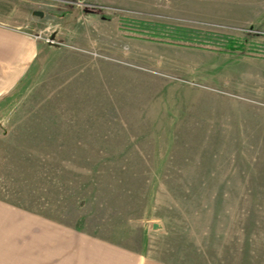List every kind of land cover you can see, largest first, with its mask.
I'll list each match as a JSON object with an SVG mask.
<instances>
[{
	"label": "rangeland",
	"instance_id": "1",
	"mask_svg": "<svg viewBox=\"0 0 264 264\" xmlns=\"http://www.w3.org/2000/svg\"><path fill=\"white\" fill-rule=\"evenodd\" d=\"M0 5L38 43L0 101V264H264V0Z\"/></svg>",
	"mask_w": 264,
	"mask_h": 264
},
{
	"label": "crops",
	"instance_id": "2",
	"mask_svg": "<svg viewBox=\"0 0 264 264\" xmlns=\"http://www.w3.org/2000/svg\"><path fill=\"white\" fill-rule=\"evenodd\" d=\"M27 25L21 27L0 10V101L20 85L38 58V43L26 33Z\"/></svg>",
	"mask_w": 264,
	"mask_h": 264
},
{
	"label": "trees",
	"instance_id": "3",
	"mask_svg": "<svg viewBox=\"0 0 264 264\" xmlns=\"http://www.w3.org/2000/svg\"><path fill=\"white\" fill-rule=\"evenodd\" d=\"M145 23H143L142 25H144ZM158 26V25H155ZM159 28L163 29V27L158 26ZM152 30H159L157 27L156 28H152ZM191 33L190 31H187L185 29H180V28H173L171 30V34L166 37H163L161 35H152V36H148L150 41H154V42H164V43H168V44H172V45H180L183 46L185 44H183L184 40H189L191 38ZM158 34V33H155ZM189 37V38H187ZM155 39V40H154ZM235 42H230L231 44H229L228 46L224 47L223 50L226 52H230V53H234L237 51L236 47H234L233 45H235L237 43V40H234ZM187 45V44H186Z\"/></svg>",
	"mask_w": 264,
	"mask_h": 264
},
{
	"label": "water",
	"instance_id": "4",
	"mask_svg": "<svg viewBox=\"0 0 264 264\" xmlns=\"http://www.w3.org/2000/svg\"><path fill=\"white\" fill-rule=\"evenodd\" d=\"M34 15L41 17L42 16V13L41 12H34ZM50 39L53 40L54 39V36H52ZM153 227H155V225Z\"/></svg>",
	"mask_w": 264,
	"mask_h": 264
},
{
	"label": "built area",
	"instance_id": "5",
	"mask_svg": "<svg viewBox=\"0 0 264 264\" xmlns=\"http://www.w3.org/2000/svg\"><path fill=\"white\" fill-rule=\"evenodd\" d=\"M47 43L54 44V41L51 40L50 38L47 39Z\"/></svg>",
	"mask_w": 264,
	"mask_h": 264
}]
</instances>
